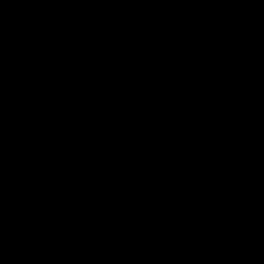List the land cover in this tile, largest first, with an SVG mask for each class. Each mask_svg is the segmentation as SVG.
Returning a JSON list of instances; mask_svg holds the SVG:
<instances>
[{
	"label": "water",
	"instance_id": "obj_1",
	"mask_svg": "<svg viewBox=\"0 0 264 264\" xmlns=\"http://www.w3.org/2000/svg\"><path fill=\"white\" fill-rule=\"evenodd\" d=\"M0 148L264 264V0H0Z\"/></svg>",
	"mask_w": 264,
	"mask_h": 264
}]
</instances>
